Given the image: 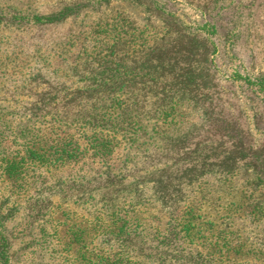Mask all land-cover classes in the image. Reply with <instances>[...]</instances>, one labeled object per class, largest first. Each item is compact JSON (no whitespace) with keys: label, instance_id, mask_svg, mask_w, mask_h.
Returning a JSON list of instances; mask_svg holds the SVG:
<instances>
[{"label":"rangeland","instance_id":"rangeland-1","mask_svg":"<svg viewBox=\"0 0 264 264\" xmlns=\"http://www.w3.org/2000/svg\"><path fill=\"white\" fill-rule=\"evenodd\" d=\"M0 264H264V0H0Z\"/></svg>","mask_w":264,"mask_h":264}]
</instances>
